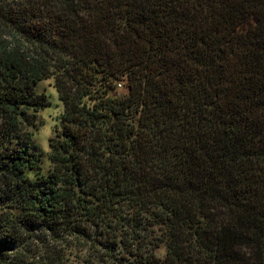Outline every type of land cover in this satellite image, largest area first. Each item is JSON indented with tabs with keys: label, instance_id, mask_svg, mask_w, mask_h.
Wrapping results in <instances>:
<instances>
[{
	"label": "trees",
	"instance_id": "1",
	"mask_svg": "<svg viewBox=\"0 0 264 264\" xmlns=\"http://www.w3.org/2000/svg\"><path fill=\"white\" fill-rule=\"evenodd\" d=\"M74 243L264 264V0H0V264Z\"/></svg>",
	"mask_w": 264,
	"mask_h": 264
},
{
	"label": "rangeland",
	"instance_id": "2",
	"mask_svg": "<svg viewBox=\"0 0 264 264\" xmlns=\"http://www.w3.org/2000/svg\"><path fill=\"white\" fill-rule=\"evenodd\" d=\"M120 89L125 91L124 87H121ZM37 90L46 93L49 101V105L38 112L39 127L35 129L34 136L35 143H37L39 149L44 152V157L42 159L43 167L45 170H48L50 168V162L47 156L50 151L49 143L50 139L55 137V132L60 129L61 121L59 118L62 113V105L54 87L53 78L40 82L37 85ZM150 231L152 230L149 229L145 233H147V235L150 236L149 239L152 240L154 234ZM73 246L66 250L63 264H86L87 260L90 264H113L110 260L107 261L106 258L104 262L99 257V255L102 254V250L92 248L90 243L87 246H82L80 243H74ZM116 253L118 254V257L124 258L121 259L122 263H127L129 261L126 260L127 254L122 249L116 250ZM156 254L159 257H164L165 247H160L156 250Z\"/></svg>",
	"mask_w": 264,
	"mask_h": 264
}]
</instances>
